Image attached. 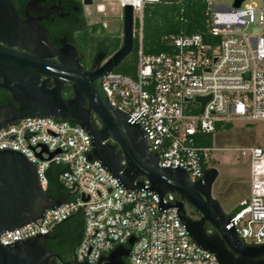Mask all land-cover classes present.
Wrapping results in <instances>:
<instances>
[{"label":"built area","instance_id":"built-area-1","mask_svg":"<svg viewBox=\"0 0 264 264\" xmlns=\"http://www.w3.org/2000/svg\"><path fill=\"white\" fill-rule=\"evenodd\" d=\"M158 1L92 0L86 4L81 0L102 15L105 2H116L122 19L125 5H132L134 36L139 39L135 74L112 70L103 77V87L111 105L143 127L159 165H179L191 181H196L217 149L201 145L202 136L234 120H264V0L261 4L245 0L238 8L207 0L209 40L198 33L171 36L170 51L146 53L142 47L144 6ZM250 26L262 31L247 33ZM215 37L218 41L211 40ZM196 97L210 99L202 109ZM4 148L22 153L36 166L42 190L48 186L47 170L53 163L72 171L61 174L65 186L71 188L75 182L79 187L76 199L46 210L36 221L3 232L1 243L48 234L81 209L85 227L76 251L77 264H97L104 254L127 244L131 237L135 241L129 246V264H217L214 253L194 244L177 216V207L158 209L156 192L127 190L102 162L87 158L92 142L79 123L54 117L19 119L0 128V150ZM233 150L250 159V195L229 215L245 243L261 244L264 145ZM177 200L172 193L163 197L170 204Z\"/></svg>","mask_w":264,"mask_h":264},{"label":"water","instance_id":"water-1","mask_svg":"<svg viewBox=\"0 0 264 264\" xmlns=\"http://www.w3.org/2000/svg\"><path fill=\"white\" fill-rule=\"evenodd\" d=\"M243 1L233 0L232 6L238 8ZM91 2L85 0L86 4ZM122 35V46L103 64L98 54L93 70H88L75 46L62 40V46L57 47L47 29L29 15L23 17L13 0H0V88L7 90L17 104V107L12 103L0 106V128L27 117L77 120L87 129L92 142L87 158L102 162L127 190L156 192L158 209L177 207V216L194 244L214 253L217 264H264V243H245L230 215L212 195L218 169L204 168L203 176L191 181L179 165L160 166L158 155L149 149L143 127L111 105L103 77L133 51L132 5H125L123 10ZM65 85L73 90L69 99L62 95ZM209 99L195 98L202 109ZM65 171L72 173L70 168ZM73 184L71 188L76 191L79 185ZM168 193L179 199L173 204L164 202L163 197ZM66 200L67 196L53 199L41 189L36 166L22 153L7 148L0 150V235L42 218L46 210L57 208ZM185 205L198 218L189 217ZM207 225L214 231L209 232ZM48 239L49 234L38 233L26 240L0 242V264H56L57 255L48 246ZM134 241L131 237L127 245ZM129 252V247L120 244L97 264H126L123 258Z\"/></svg>","mask_w":264,"mask_h":264},{"label":"trees","instance_id":"trees-1","mask_svg":"<svg viewBox=\"0 0 264 264\" xmlns=\"http://www.w3.org/2000/svg\"><path fill=\"white\" fill-rule=\"evenodd\" d=\"M75 2L81 4V0H75ZM208 30L207 0H159L155 3H147L144 6L142 47L146 53L170 51L169 39L171 36L198 33L205 40H209ZM122 33V31L109 33L106 32V28H104L102 23L88 24L86 21L79 33L83 45L77 49L83 66L86 68L84 60L81 58L82 53L85 55L84 58L88 59L91 64L102 49L101 43L106 44L104 48L106 57L114 54L123 44ZM211 40L218 41V37ZM138 48L139 39L136 36L133 51L114 70L134 75L137 65ZM62 95L65 99L71 98L73 96L72 88L69 85H65ZM93 119L97 126H100L98 119L94 115ZM68 120L80 124L75 119ZM225 125L229 127L230 123ZM220 127L221 125H217L216 129ZM213 133L202 136L199 139V143L211 147ZM65 170L66 166L62 164H51L47 170L48 186L45 192L53 199L67 196L66 201H72L76 199L78 193L63 183L61 174ZM175 197L179 199L177 195ZM186 207L189 217L193 219L198 218V215L188 205ZM84 227V214L80 209L67 219L56 224L48 233V246L54 254L58 255V258L62 262L77 264L76 251L82 240ZM206 229L209 232L214 231L209 225L206 226ZM125 246L129 247L127 244ZM123 259L126 264H129L128 257H124Z\"/></svg>","mask_w":264,"mask_h":264},{"label":"rangeland","instance_id":"rangeland-1","mask_svg":"<svg viewBox=\"0 0 264 264\" xmlns=\"http://www.w3.org/2000/svg\"><path fill=\"white\" fill-rule=\"evenodd\" d=\"M261 4L263 0H252ZM96 3V1H94ZM106 12L102 15L94 9L87 16L88 24L103 21L106 23V32H123L122 9L116 2H105ZM215 4L231 7L233 0H214ZM93 12V13H92ZM135 15H139L136 12ZM259 27L250 26L246 32L258 34ZM264 145V120L248 122L234 120L230 126H221L213 133L212 147L217 148L211 153V160L207 167H216L219 175L212 186V195L219 202L226 214H232L239 208L242 200L250 195V159L233 150L240 147H254ZM220 148H229L221 150ZM129 260V259H128Z\"/></svg>","mask_w":264,"mask_h":264},{"label":"flooded vegetation","instance_id":"flooded-vegetation-1","mask_svg":"<svg viewBox=\"0 0 264 264\" xmlns=\"http://www.w3.org/2000/svg\"><path fill=\"white\" fill-rule=\"evenodd\" d=\"M13 2L23 17L29 15L47 29L53 43L57 47L62 46V40H66L67 43L75 46L76 49L81 48L83 45L79 33L83 29L85 22H88L87 16L91 12L90 6L82 2L78 4L75 0H13ZM101 46L102 49L99 54L102 56L101 63H103L110 56H105L104 48L106 44L101 43ZM83 54L81 58L84 60L86 68L93 70L94 62L90 64L88 59L84 58L85 55ZM5 96L6 98H4ZM8 103H12L17 107L12 95L7 90L0 88V105L2 106ZM185 209L187 212L186 205ZM106 255L104 254L103 256ZM56 264L69 263L62 262L57 255Z\"/></svg>","mask_w":264,"mask_h":264}]
</instances>
